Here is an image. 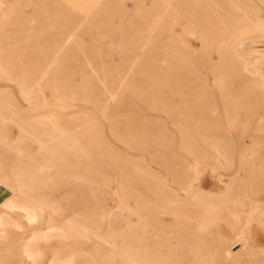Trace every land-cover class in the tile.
Instances as JSON below:
<instances>
[{
	"label": "rangeland",
	"instance_id": "374dc122",
	"mask_svg": "<svg viewBox=\"0 0 264 264\" xmlns=\"http://www.w3.org/2000/svg\"><path fill=\"white\" fill-rule=\"evenodd\" d=\"M65 1L0 0V18H2L0 20V197L2 208L10 211L13 215V217H8V213H1L0 225L2 226L0 228L8 220H12L11 225L15 229L19 228L16 230L18 236H29L26 243L23 244L24 247L29 240H31L30 246L33 247L31 248L29 244L25 249L22 247L23 245L19 246L18 257L11 262L5 259L2 254L0 264H9V262L10 264H50V262L53 264L55 261L56 264H65V261L62 262L65 258H70V260L65 259L70 264L76 262L86 264L87 260H89L88 264L94 262V264H126L122 257L116 253L98 251L94 240L85 239L82 241L84 238L81 240L76 238L77 235L64 229V222L71 217L83 216L88 219L86 224H96L95 232L97 231L96 235L99 238L103 240L105 238L111 244L115 239L113 245L119 248L121 245L123 246L124 240L128 241L133 235L136 236V233L140 235L139 210L141 208H138L145 186H148L145 196L150 202L151 210H158V218L175 224L177 231L178 227L186 226L185 213H181V207L189 206L188 201L186 202L184 199L187 191L190 192L192 188L202 186L201 191H204V200L207 202L204 201L202 205L196 207L197 209L202 208V210L208 209L214 216L213 221L217 225L212 229L214 235L217 231H222L234 240L236 236H238L236 238H241L242 235L246 236L241 233L249 231V241L245 242L247 246L244 245L245 243L235 246L234 252L239 254V260L241 258L237 264H264V109L254 110L249 104L241 105L235 113H231L227 118L231 119V122L237 119L245 120L247 125H243V122L237 126L224 124L225 127L219 125L218 128L207 130L206 134H209L208 136L219 145V150L225 157L224 159L217 158L212 150L207 149L198 140L197 137H200L201 132H193L197 142L192 143L190 141L192 131L179 129L176 125L178 121L186 123V119L201 120L209 119L211 116L195 113L194 116L189 117L185 115V111L172 108V102L168 100L173 87L171 85L170 89L168 83L171 81L169 80L171 74L164 77L167 81L166 94L169 95L167 100L161 102L157 98L155 92L157 57H160V62L163 59L167 60L166 62L169 64L174 62L170 57L173 50L168 46L171 44L170 35L173 28L170 12L164 20L165 30L163 33H159L157 30L153 17L154 7L159 9L163 3L155 4L153 0H70L78 9L72 10L71 6L69 7V0ZM168 4H166L167 8H171V3ZM5 13L7 15L4 16ZM181 16L180 18L185 19L183 14ZM156 38L162 40L159 46L156 45ZM187 38L191 39V36H187ZM163 56L167 58L165 59ZM180 65V69L186 71L184 65L182 63ZM42 102L46 103V107ZM100 102L107 104L102 103L103 106L106 105L102 107ZM131 107L135 109L133 112ZM218 108L219 114L223 115V112L226 111L224 104L218 105ZM134 116H137L135 117L136 121ZM171 117L173 118L171 119ZM128 118L132 121V127L130 121L125 120ZM123 120L128 123L129 127L123 123ZM137 121L139 122L137 123ZM114 122L125 126H119L120 124L114 126ZM43 123H48V126ZM110 126H114L113 128L118 130L117 133L121 135L120 143L117 142L116 137L113 138ZM133 127L139 132L134 131ZM181 128L183 127L181 126ZM61 132H65L63 135L66 136H68L66 133H69L68 137L73 139L72 143L76 144L77 148L84 149L81 152L87 159H90V162L97 165V170H90L87 162L79 154L76 155L68 148L61 146L57 139L58 133L62 134ZM131 138L139 140L138 144L134 145L136 149H139L140 145L145 149L135 150L133 146L126 145V140ZM114 139L116 140L114 141ZM152 146H155V150H152L154 148ZM190 148H194L195 152H192ZM40 150L42 152L49 151L42 154ZM95 150L99 154H96L98 152ZM60 151H64V153L62 154ZM49 152L50 154H48ZM49 156H53L50 158L54 159L53 161L58 165L62 163L61 166L65 165V168L68 166L70 172L67 171V168L65 170L70 174L64 177V180H70L71 184H67L68 182L66 183L62 179L60 181L58 176L59 183L56 173L55 175L52 174L53 172H45L47 170L45 160ZM202 156L207 157L203 164H201V159H198ZM43 159H45L44 162ZM33 162L36 167V162L37 164L43 163L38 165L39 171ZM33 166L37 172L36 170L32 171L35 169ZM40 166H42V171ZM194 166L197 169H194ZM117 170L118 174L115 172ZM77 175L87 184L90 183L91 187L78 186L74 182ZM119 175H123L124 178ZM112 176L117 178V182H113L114 184L111 181ZM160 178L166 181V188L159 187L158 179ZM18 184L23 187V190L25 189V203L17 202L12 194ZM4 185L8 188L4 189ZM118 187L119 192L124 193L120 194L119 200L115 198ZM126 191L131 195L125 194ZM28 194L29 196H26ZM171 194L175 195L174 199L171 198ZM67 198H70L69 202H66ZM209 198H213V200ZM28 199H33L31 201L34 203L45 202L47 199L57 201L58 203L52 205L51 208H57L59 215L55 219L46 217L43 221L40 220V223L39 219L35 220L34 218L33 202ZM173 206L175 210L177 209L176 212L172 211ZM24 207L27 208L25 211ZM166 207L175 213L165 214L169 211L165 210ZM189 207L194 209L193 206ZM21 208H24L22 212H20ZM262 208L263 210H261ZM31 209L33 212L30 211ZM126 209L133 210L136 215L130 217ZM107 212L115 215V217L111 216L115 221L99 219L100 215ZM119 215L121 218L116 217ZM230 222L238 223L236 228L238 231H232V227L228 225ZM127 223L131 225L130 228ZM3 230L0 234L2 240L4 238ZM41 232L45 235H42ZM63 232L64 235H62ZM122 232L129 235V238ZM253 232L260 236L253 237L251 235ZM111 233L114 234L111 235ZM36 234L42 238L44 236L53 239V242L47 239L49 242L51 241L52 245L45 238H43L44 241L43 239L39 240L41 237ZM102 235L106 237H102ZM68 236H70V240H68ZM63 237L67 242L63 241ZM112 237L113 239H111ZM214 239L215 236H209L206 240L209 244H213ZM32 241L37 243L31 244ZM45 241H47V247L44 246ZM28 248H31L32 251ZM58 249L61 250L60 253H58ZM56 251H58V255ZM34 253L37 254L35 263L31 261L34 260ZM80 253L89 256V258L83 257L84 255ZM73 256L76 259L71 261ZM170 256L171 260L177 259L180 263L186 260L185 252L182 251H171ZM78 257H81L80 260L77 259ZM104 257H107L108 260ZM52 258H54V262ZM84 258L87 260L85 261ZM82 259L84 262H81ZM68 262L66 264H69Z\"/></svg>",
	"mask_w": 264,
	"mask_h": 264
},
{
	"label": "bare ground",
	"instance_id": "6f19581e",
	"mask_svg": "<svg viewBox=\"0 0 264 264\" xmlns=\"http://www.w3.org/2000/svg\"><path fill=\"white\" fill-rule=\"evenodd\" d=\"M153 1H154L155 4L156 3L159 4V2L163 3V5L159 9H155V7H154V16L153 17L155 18L154 19L155 20L154 21L155 22V26H156L157 30L159 31V33H163V31L165 30L164 20H165L166 16L169 15V12H170V15H171V17L173 19V25H172L173 28H172V32H171V35H170L171 44H168V46H170L172 48V50H173V51H171V52H173V54L171 53L172 56L170 55V57L173 59L174 62L171 61L172 63L169 64V63L166 62L167 60H164V59L161 60V62H160V57L159 56L157 57L158 62L156 63L157 69H156V72H155V75L157 76V80H156V82H157L156 85L157 86H156V90H155V92L157 93V98H159V100L161 102H163L164 100H167V97L169 95L166 94L167 90L165 89V85L167 84V81L164 79V77H166V75H168V74H171V79H169L171 81H168V83L170 84V89H171V85H173V87H172V90H171L172 93L169 96L168 100H171L170 102H172V108L176 109L178 111L179 110L180 111L181 110L185 111L186 112L185 115H187L189 117L194 116L195 113H197L199 115L211 116V117H209V119H201V120L186 119V123H179V121L177 120L178 123L176 122V125L179 127V129H188V130L192 131V135L190 137V141L192 143L197 142L196 141V137H195L196 135L194 136L193 132H199V133L201 132L200 137H197L198 140L200 142H202V144L204 146H206L207 149L212 150L214 152V155L217 156V158H219V159L223 158L224 159L225 157L223 156L222 152H220V150H219V147H218L219 145H217L211 139V137L208 136L209 134H206L207 130H210V128H215V127L218 128L219 125H221V127H222L224 124L227 125V126L228 125L229 126H234V124H235L237 126V125H239L240 123L243 122L242 123L243 125H247L245 120L237 119V120H233L231 122V119L227 118L228 115H231V113H235L237 108L241 107V105L249 104L254 110H262V109H264V0H153ZM68 3H70L69 7L71 6L70 8L72 10L76 9L77 6L75 7L72 4L73 1L69 0ZM168 3H171V8H167L166 4H168ZM75 5H77V4H75ZM170 9H171V11H170ZM76 10H78V9H76ZM182 14L185 17V19L180 18V16ZM3 15L5 16L7 14L5 13ZM1 19L2 18H0V20ZM3 21H5V20H3ZM187 36H191V39L187 38ZM161 41L159 40V38H156V42H157L156 45L159 46L162 43ZM163 57L165 59L167 58L165 56H163ZM181 63L184 65V69L186 71H184V70L182 71L180 69V67H181L180 64ZM28 88H30V87H28ZM28 88H27V90H28ZM109 92H110V90H109ZM22 93H24V92L22 91ZM102 98H104V97H102ZM96 99L98 100V98H96ZM116 100H117V98H116ZM45 102H47V101L45 100ZM106 102H107V100H106ZM106 102H102V103H106ZM111 102H112V100H111ZM123 102H124V100H123ZM126 102H128V101H126ZM97 103H98V101H97ZM97 103H96V105H98ZM102 103H101V106L105 107L106 105L103 106ZM122 104H125V103H122ZM221 104H224V109L226 110V111L223 112V115L222 114L220 115L219 112H218L219 108H220V107L218 108V105H221ZM45 107H46V103H45ZM108 107H111V106L108 105ZM184 107H187V108H184ZM131 108L133 109L132 110V112H133L135 109L133 107H131ZM139 111H135V112H139ZM251 114H253V113H251ZM108 115H109V113H108ZM138 115H139V113H138ZM224 116L226 118H223ZM127 117H128V115H127ZM129 117L132 119L131 116H129ZM135 117H137V116H134V120L136 119ZM50 118L47 117V119H49V120H50ZM172 118L173 117H171V119ZM123 119H124V116H123ZM179 119L181 120L180 117H179ZM125 120H127V122L130 121L129 123H130V126H131V122L132 121L129 120V118L125 119ZM125 120H123V123L125 125H127L128 123H125L124 122ZM112 121H113V119H112ZM116 121H117V119H116ZM50 122H49V124H50ZM110 122H111V119H110ZM138 122L139 121H137V123ZM47 124H46V126H48ZM111 124H113V123H111ZM119 124H115V122H114V126L119 125ZM124 124H122L123 127L125 126ZM53 125H54V123H53ZM122 125L120 124L119 126H122ZM50 126H51V124H50ZM114 126H110L109 129L113 132V136H114L113 138L116 137L117 138V142H119L121 135L119 133H117L118 130L116 131L115 128H113ZM133 126H135V125L133 124ZM181 126L183 128H181ZM223 127H225V126H223ZM116 129H118V128H116ZM133 129H134V127H133ZM135 129H134V131H138V129L137 130H135ZM57 131H55L56 134H57ZM112 132L110 133L111 136H112ZM138 132L137 133L135 132V133L138 134ZM178 132H180V131H178ZM64 133L65 132H63L62 134L58 133V138L57 139L59 140L61 146L65 147V148H68L72 153H75L76 155L79 154L87 162L86 164L88 165L90 170L91 169H93V170L96 169L97 170V168H98L97 165L92 163V162H90V159H87L84 156V154L81 152V151H84V149L81 150V149L77 148L76 144L74 145V143H72L73 139L68 137L69 133H66V134H68V136L63 135ZM196 134L198 135V133H196ZM125 135H127V134L125 133ZM129 135H131V134H129ZM53 137H54V135H53ZM144 138H143V140H144ZM185 138H187V137H185ZM138 139H139V136H138ZM138 139L131 138V139L126 140V142L125 141L124 142L128 146H133L134 147V145L138 144V141L140 140V139L139 140ZM54 140H56V139H54ZM115 140L116 139H114V141ZM153 140H155V139H153ZM148 141H149V137H148ZM150 142H152V141H150ZM142 146H145V145H142ZM147 146H149V145H147ZM160 146H162V145H160ZM152 147H154V148H152V150L153 149L155 150V146H152ZM140 148H142L141 145L139 146V149ZM95 149H96V147H95ZM139 149L135 148V150H139ZM193 149H191L192 152H195ZM97 150H95V151H97ZM45 151L42 152V150H40V153L46 154L49 150L46 151V152ZM192 152H190V153H192ZM52 153L55 154V152H52ZM60 153L63 154L64 151H60ZM48 154H50V152ZM96 154H99V152L96 153ZM57 155H61V154H57ZM87 155H90V154H87ZM39 157H40V155H39ZM50 157L52 158L53 156L46 157V160L43 159V162L45 160V165H46V169H47L45 172H47V173L48 172H50V173L53 172L52 174L56 173L57 175L56 174L55 175H56L57 180H58V176H59L60 177V181L62 179V181L66 182V183L68 182L67 184H71L72 182H69L70 180H68V181L64 180V177H66V176H68L70 174V173L67 172V171H69L68 170L69 168H67L68 166H66V168H67V171H66L65 170L66 168L64 167L65 165L61 166L62 163L58 165V163L53 161L54 159L52 160ZM103 158H105V157H103ZM126 159H128V158H126ZM198 159H201V161H202L201 164H203V162L207 159V157L206 156H204V157L202 156V157H198ZM39 161H37V162H39ZM113 161H115V160H113ZM37 162H36V165L39 168L38 165L41 162L38 163V164H37ZM199 162H200V160H199ZM115 163H117V162H115ZM33 164H34V162H33ZM42 164L43 163H41V165ZM138 164L140 165V163H138ZM220 164H221V162H220ZM31 166H32V164H31ZM34 166H35V164H34ZM41 167L42 166H40V170H41ZM36 168L32 169L30 167V169H32V171L34 170V172H35ZM38 168H37V170H38ZM193 168L197 169V167H195V166ZM37 170H36V172H37ZM118 170H120V168ZM118 170L115 171L117 174H118ZM34 172H32V173H34ZM72 173H73V171H72ZM121 173L123 174V172H121ZM121 173H119V174H121ZM138 173H139V171H138ZM111 174H112V171H111ZM136 175L139 176L138 174H136ZM119 176L123 177V175H119ZM122 177H119V178H122ZM152 177H154V175H152ZM157 177H158V175H157ZM116 179L117 178L112 176V179H111L112 183L113 182H117ZM158 180H159L158 184H160L159 187L160 186H161V188H166L167 187L166 186V181L163 178H160ZM57 182H59V180ZM74 182L80 187H87V186L91 187V186H89L90 183L87 184L86 181L81 179L78 175L76 176V179L74 180ZM61 183H63V182H61ZM118 183H119V181H118ZM121 184H122V182H121ZM7 188L8 187H6L4 185V189H7ZM147 188H148V186L147 187L145 186L144 194H142L140 207L138 206L139 207L138 209L141 208L139 210L140 211V224H139L140 225V235L136 233V236H134L133 235L135 233L134 232L132 234L133 237L129 238V235H126V234H124L122 232L124 235L128 236L129 240L128 241L124 240L123 246L121 245V247H119V248H116V246L113 245L115 239L113 240V244H111L109 241H107V239L105 240V238H104V240H103L102 238H99V236L96 235L97 231L95 232L96 224H94V223H92V225L86 224V222H88V219L83 217V216H81V217L80 216H75V217H71L70 219H68L66 222H64V227H65L64 229H67L69 232L73 233L74 235L80 236V237L76 236V238H79L80 240H81V238H84V240L82 239V241H85V239L86 240H94L98 251L103 252V253L107 252V251L116 253V254H118L119 256L122 257L123 261H125L126 264H237V263L240 262L241 258L239 260L240 256H239V254L234 252V249H235V246L237 244L245 243V242L249 241V237H248L249 231H245L244 233H241V234H244L246 236L242 235L241 238L240 237L236 238V237H238V236H236L234 240L230 239L226 235V233L222 232V231H217L216 235H214V232H213L212 229H213V227L217 226L214 223V221H213L214 220V216L208 211V209L205 208L206 210H202V208L201 209L200 208L197 209V207H196L197 205H200V204L202 205V203L205 201L204 200V196H205L204 191L203 192L201 191L202 188H203L202 186H197L194 189L192 188L190 192L187 191V193H186V197L184 199H185L186 202L188 201L187 203L189 204V206H193L194 209H192L189 206H187V208L184 207V206L181 207V213H185L184 217H186V219H185L186 220L185 221L186 222V224H185L186 226H184V228L178 227V229L180 231L176 230L177 227H176L175 224L168 223L164 219H159L158 218L159 217L158 216V214H159L158 210H153V211L151 210L150 202L147 199V197L145 196L147 194L146 193L147 192L146 191ZM84 189H86V188H84ZM24 190H23V187H21L18 184V185H16V188L12 191V194L15 197V200L17 202L18 201L19 202H24V203L26 202V197H25L26 193H25ZM92 193H94V192H92ZM95 193H97V192H95ZM171 193H173V192L171 191ZM208 193H210V192H208ZM120 194H124V193L123 192L120 193L119 192V187H118V190L115 192V198L119 200V198H121ZM125 194H130V193H127V191H126ZM174 194H175V192H174ZM70 195H72V194H70ZM167 195H170V194L167 193ZM26 196H29V194L26 195ZM124 196H126V195H124ZM174 196L172 195L171 198L174 199ZM168 197H170V196H168ZM128 198H129V196H128ZM171 198H168V199L172 200ZM209 199L213 200V198H209ZM28 200L31 201L33 199H28ZM69 200H70V198H67L66 202H69ZM40 201H42V200H40ZM31 202H33V201H31ZM122 202H124V201H122ZM176 202H177V199H176ZM205 202H207V201H205ZM208 202H209V200H208ZM57 203H58L57 201L55 202V201H51V200H48V199L45 202L44 201L40 202V203H36V202L34 203L33 202L32 204H34L33 207H34V212H35L34 213L35 214L34 215L35 220L39 219V222H40V220L43 221V219H45L46 217L53 218V219L57 218V216L59 215L58 214L59 213L58 209L54 208V207L51 208L52 205L57 204ZM171 203H173V202H171ZM124 204H126V203H124ZM48 205H50V206H48ZM169 205H171V204L169 203ZM172 205H174V203ZM177 205H178V203H177ZM205 205H207V204H205ZM175 206H176V204H175ZM249 206L251 207V204ZM198 207H200V206H198ZM24 208H21L20 209L21 211L20 210L19 211L22 212L23 211L22 209H24ZM26 209L27 208H25L24 211ZM166 209H167V207L165 208V210ZM177 209H178V207H177ZM177 209L175 210V207H174V209L172 211L175 210V212H176ZM28 210H29V208H28ZM123 210H124V208H123ZM167 210H169V209H167ZM261 210H263V208ZM30 211L33 212L32 209ZM121 211H122V209H121ZM126 211H128V213L130 214L129 215L130 217H131V215H136V213L133 210L126 209ZM175 212H171L169 210L165 214H174ZM242 213H243V211H242ZM28 214H27V216H29ZM32 214H31V216H33ZM249 214H251V213H249ZM113 215L114 214H112V213L109 214L108 212L107 213H103V215H100L102 217L99 216V219L101 218L104 221H109V220L115 221L114 219L111 218V216H113ZM137 216H138V213H137ZM114 217H115V215H114ZM116 217H120V215L116 216ZM248 217H250V216H248ZM26 218H28V217H26ZM125 218H126V216H125ZM137 218H139V217H137ZM242 218H244V217H242ZM117 221H119V220L117 219ZM92 222H94V221L92 220ZM122 222H124V221H122ZM129 223H127V226L130 228L131 225ZM51 225H52V223H51ZM180 225L182 226L183 224H180ZM228 225L231 226L232 229H233L232 231L235 232V230H236V228L238 226V223L236 222V223L233 224L232 222H230ZM0 226H2V225H0ZM135 227H137V226H135ZM17 228H18V226H17ZM18 229H16V230H18ZM122 230H123V228H122ZM236 231H238V230H236ZM39 232H38V234H39ZM1 233H2V231H1ZM71 233H69V234H71ZM130 233H131V231H130ZM255 233L256 232H253V233H251V235L253 237H255V236L259 237L260 236L259 234H257V233L255 234ZM41 234H42V232H41ZM113 234L114 233H111V235H113ZM62 235H64V232H63ZM98 235H100V234H98ZM120 235H121V233H120ZM37 236H40V235H37ZM104 236L102 235V237H104ZM209 236H215L213 244L212 243L209 244L207 242L206 239ZM48 237H49V235H48ZM69 237L70 236H68V238ZM74 237H73V239H74ZM36 238H38V237H36ZM36 238H35V240L37 241ZM43 238H45L47 240L50 237L47 238V237L43 236ZM43 238L41 237V239H39V240H42ZM115 238L116 239H121V237H119V238L115 237ZM45 239H43V241ZM56 239H57V237H56ZM111 239H113V237ZM49 240H52V242H53V239H49ZM68 240H70V238ZM30 241L31 240H29L27 244H29ZM47 241H45V244H44V242H42V244H44V246L46 245V247H47V244H46ZM63 241L67 242L66 240H64V237H63ZM33 242L37 243L35 241H32L31 244H33ZM48 243H51V241L50 242L48 241ZM58 243H60V242H58ZM27 244H26V246H27ZM51 245H52V243H51ZM64 245H65V243H64ZM244 245H246V243ZM29 246H30V244H29ZM22 247L25 249L24 245ZM35 247H36V245H35ZM35 247H34V249H35ZM49 247H50V244H49ZM31 248H33V247H31ZM31 248H28V249L31 250ZM56 249H54V250H56ZM72 250H75V249H72ZM37 251H39V250H37ZM58 251H59V249H58ZM58 251H56V254H57ZM60 251L58 253H60ZM171 251H182V252H185L186 260H183L182 263H180V261H178L177 259L176 260H171L170 259ZM41 252H42V250H41ZM25 253H27V252H25ZM30 254L32 256V253H30ZM80 254L84 255L82 253H80ZM26 255H28V254H26ZM36 255L37 254L33 255L34 256V260H31L32 257L29 255L31 257L30 260L33 261V263H35L34 262L35 258H37ZM44 255H45V253H44ZM75 256H76V254H75ZM75 256H73V259L71 261H73L74 258L76 259ZM83 257H85V258L88 257L89 258V256H87V255L86 256L84 255ZM54 258H55V256H54ZM54 258H52V261H53ZM80 258L78 257L77 259L80 260ZM104 258H107V257H104ZM27 259H29V258H27ZM42 259H44V258H41V260ZM65 259L62 262L65 261V264H66L68 262V261L66 262V260H68V259L70 260V258H68L66 260ZM44 260L46 261V259H44ZM59 260H57V261H59ZM86 260L87 259H85V261ZM107 260H108V258H107ZM75 261H77V260H75ZM87 261H89V260H87ZM87 261H86V264H88ZM94 261H96V259H94ZM117 261H119V260H117ZM81 262H84L83 259H82ZM59 263H60V261H59ZM94 263H92V264H94ZM50 264H51V262H50ZM74 264H78V263L76 262Z\"/></svg>",
	"mask_w": 264,
	"mask_h": 264
},
{
	"label": "crops",
	"instance_id": "0c3cea01",
	"mask_svg": "<svg viewBox=\"0 0 264 264\" xmlns=\"http://www.w3.org/2000/svg\"><path fill=\"white\" fill-rule=\"evenodd\" d=\"M1 213H8V217H13L10 211L2 208L1 197H0V214ZM11 223L12 220H8L7 223L3 225L2 227L4 229L3 240L0 237V259H1V255L3 254L4 258L10 262L16 260V258L18 257L17 255H18L19 246L23 245L26 242L27 238L29 237L28 235L18 236L15 227L11 225ZM2 228H0V234Z\"/></svg>",
	"mask_w": 264,
	"mask_h": 264
}]
</instances>
